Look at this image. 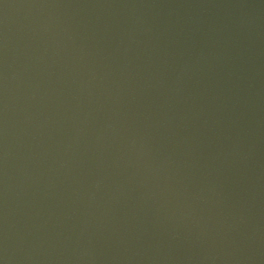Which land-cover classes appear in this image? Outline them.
Instances as JSON below:
<instances>
[{
	"label": "water",
	"instance_id": "95a60500",
	"mask_svg": "<svg viewBox=\"0 0 264 264\" xmlns=\"http://www.w3.org/2000/svg\"><path fill=\"white\" fill-rule=\"evenodd\" d=\"M0 264H264V0H0Z\"/></svg>",
	"mask_w": 264,
	"mask_h": 264
}]
</instances>
